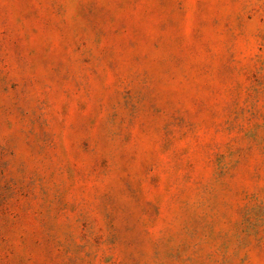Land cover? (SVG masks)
Masks as SVG:
<instances>
[{
  "label": "rangeland",
  "instance_id": "374dc122",
  "mask_svg": "<svg viewBox=\"0 0 264 264\" xmlns=\"http://www.w3.org/2000/svg\"><path fill=\"white\" fill-rule=\"evenodd\" d=\"M0 264H264V0H0Z\"/></svg>",
  "mask_w": 264,
  "mask_h": 264
}]
</instances>
